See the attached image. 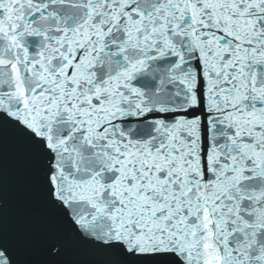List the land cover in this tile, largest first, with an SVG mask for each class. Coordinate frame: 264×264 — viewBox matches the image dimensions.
Masks as SVG:
<instances>
[{"label": "snow or ice", "instance_id": "6c2138e0", "mask_svg": "<svg viewBox=\"0 0 264 264\" xmlns=\"http://www.w3.org/2000/svg\"><path fill=\"white\" fill-rule=\"evenodd\" d=\"M0 264H264V0H0Z\"/></svg>", "mask_w": 264, "mask_h": 264}]
</instances>
